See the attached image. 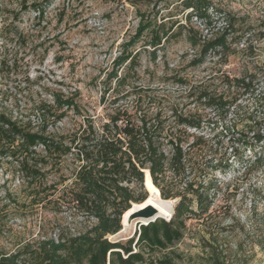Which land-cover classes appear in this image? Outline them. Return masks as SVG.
<instances>
[{
  "label": "rangeland",
  "instance_id": "rangeland-1",
  "mask_svg": "<svg viewBox=\"0 0 264 264\" xmlns=\"http://www.w3.org/2000/svg\"><path fill=\"white\" fill-rule=\"evenodd\" d=\"M210 1L213 14L217 11L212 24L202 18L190 23L186 0H0V62L6 58L10 66L3 73L0 63V119L7 113L12 120L36 124L37 104L43 99L54 102V93L63 92L77 94L78 111L49 120L48 131L66 133L86 126L87 120L97 126L111 112L109 105L116 94L141 87L139 101L144 106L162 105L201 116L205 142L192 151L195 165L204 166L221 155L230 156L232 165L225 173L216 170L206 177L214 183L209 189V211L200 215L194 202L198 214L187 221L182 239L149 256L169 257L173 264H214L217 258L226 264H262L264 162L254 159L264 155V142L242 147L243 156L237 158L231 139L244 134L251 140L256 131L264 130V0ZM229 14L236 16L237 27L245 35L227 58L210 53L199 66L190 65L199 47L190 45L186 32L169 34L156 49L151 46L157 29L172 28L176 33L179 26L190 24L210 36ZM141 22L151 25L135 44L127 46L138 35ZM126 48L136 57V63L120 68L119 75L128 77L126 83L120 86L115 79L107 83L115 59ZM246 74H255L253 89L239 98V107L235 112L232 107L227 120L218 118L220 108L197 102L190 90L202 86L215 95L223 94L228 91L226 76ZM137 99L135 92L119 102ZM1 158L2 252L10 254L26 244L34 248L42 239L70 240L95 223L71 199L77 166L73 158L51 161L33 179L22 171L18 156L8 153ZM139 229L135 224L130 233ZM108 237L115 241V235Z\"/></svg>",
  "mask_w": 264,
  "mask_h": 264
},
{
  "label": "trees",
  "instance_id": "trees-1",
  "mask_svg": "<svg viewBox=\"0 0 264 264\" xmlns=\"http://www.w3.org/2000/svg\"><path fill=\"white\" fill-rule=\"evenodd\" d=\"M186 7L191 10L187 19L202 18L213 23V6L210 0H186ZM218 10V9H215ZM236 16L229 14L226 21L210 36H205L200 29L192 25L179 26L178 31L155 30L151 46L159 47L163 39L170 35H181L199 52L191 59L190 65L199 66L210 53L221 54L227 58L234 53V43L239 42L245 33L237 27ZM150 23L141 22L138 35L127 46H132L150 27ZM156 50H154V57ZM136 57L128 48L116 59V67L108 75V82L114 79L123 86L128 77L119 75L120 68L127 62L134 64ZM1 70L7 71L9 60L4 58ZM255 74L226 76L228 89L223 94L215 95L208 89L192 86L190 90L196 101L210 107L220 108L218 118L227 120V115L234 106L239 107V98L250 92L254 86ZM180 83L185 79L179 78ZM198 88V89H197ZM152 91V88H145ZM142 91H127L125 95L116 94L111 99L112 110L101 125L87 120L86 126L66 133H50L49 120H61L72 109L78 111L75 95L54 93V102L41 100L36 107L37 123H23L12 120L7 113L0 119V159L11 153L18 156L22 171L37 178L42 175V167L51 161L60 162L71 157L77 162L73 175L74 187L71 199L78 209L93 217L96 221L85 232L70 240L42 239L36 247L29 244L25 248L10 254L0 250V264H173L169 257L152 258L150 253L170 247L185 234L186 223L190 217L198 214L194 202L199 206L200 215L208 212L212 200L209 189L214 185L206 180L216 170L226 172L232 165L230 156L208 160L204 166H196V156L192 151L203 146V118L192 112H179L166 109L165 106L142 105ZM138 99L132 103L120 104L122 97L134 93ZM153 102V101H152ZM235 116V115H233ZM235 123L227 127L229 130ZM59 134V135H58ZM231 139L234 157H242L241 148H254L264 142V130L255 132L247 139L244 134ZM254 143V145H252ZM42 147L38 151L39 147ZM254 162H264V155H256ZM145 169H149L154 184L160 189L164 199L179 198L175 204V214L170 220L162 217L148 224L140 225L129 239L111 240L108 235H115L121 230L124 212L133 203H143L148 197L145 187ZM214 264H226L217 258Z\"/></svg>",
  "mask_w": 264,
  "mask_h": 264
},
{
  "label": "water",
  "instance_id": "water-1",
  "mask_svg": "<svg viewBox=\"0 0 264 264\" xmlns=\"http://www.w3.org/2000/svg\"><path fill=\"white\" fill-rule=\"evenodd\" d=\"M146 170L149 171V174L151 176L150 170L149 169H145V171ZM144 182H145V187H146V189L148 191V196L147 197L149 198V196L152 195V192L149 190V188L147 186L146 176H145ZM159 191H160V189H159ZM160 194H161V191H160ZM174 201H175V204H176L179 201V198H175ZM175 204L172 207L173 215L175 214V211H174L175 210ZM133 205H134V203H133ZM132 206L130 207V209L132 208ZM130 209L127 210L126 212L130 211ZM126 212H124V215L122 216V219H121V225H122L121 228L122 229L119 230L117 233H115V239L116 240L117 239H129L131 236H133L132 233H130L131 230L129 232L126 231V228H125V225H124V219H125ZM157 213H158V209L153 204L146 203L145 206H143V207H139L137 209L131 210L128 220L129 221H134L135 224H139V226H140L141 224L145 225V224H148L151 221H155L156 219H158L160 217H162V218H164L166 220H170L173 217V215L170 216V218H167V217L162 216V215L154 217ZM262 264H264V261L262 262Z\"/></svg>",
  "mask_w": 264,
  "mask_h": 264
},
{
  "label": "bare ground",
  "instance_id": "bare-ground-1",
  "mask_svg": "<svg viewBox=\"0 0 264 264\" xmlns=\"http://www.w3.org/2000/svg\"><path fill=\"white\" fill-rule=\"evenodd\" d=\"M145 176H146L147 186L149 190L152 192V195L149 196V198L145 200L143 203H137V204L134 203L130 211L133 209H137L139 207H143L145 206L146 203H151L158 209V213L154 217L162 215L167 218H170V216L173 215L172 207L174 206L175 201L173 199H163L164 197L161 196L159 188L154 184V182H152V177L150 176L148 170L145 171ZM130 211L126 212L124 219V225L127 232L132 230L135 225L134 221L128 220L130 216Z\"/></svg>",
  "mask_w": 264,
  "mask_h": 264
}]
</instances>
